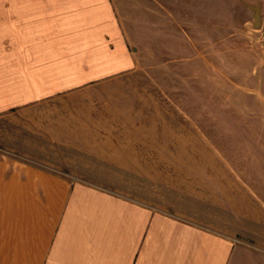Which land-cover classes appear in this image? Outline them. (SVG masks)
Returning a JSON list of instances; mask_svg holds the SVG:
<instances>
[{
  "label": "rangeland",
  "instance_id": "rangeland-1",
  "mask_svg": "<svg viewBox=\"0 0 264 264\" xmlns=\"http://www.w3.org/2000/svg\"><path fill=\"white\" fill-rule=\"evenodd\" d=\"M112 2L135 64L70 101V166L157 210L264 243V4ZM247 5H259L258 25ZM19 122L1 117L0 134L31 137Z\"/></svg>",
  "mask_w": 264,
  "mask_h": 264
},
{
  "label": "crops",
  "instance_id": "crops-1",
  "mask_svg": "<svg viewBox=\"0 0 264 264\" xmlns=\"http://www.w3.org/2000/svg\"><path fill=\"white\" fill-rule=\"evenodd\" d=\"M114 8L0 0V118L18 117L16 131L31 133L0 134V264H264L258 236L157 210L70 166L78 131L70 101L135 64Z\"/></svg>",
  "mask_w": 264,
  "mask_h": 264
},
{
  "label": "water",
  "instance_id": "water-1",
  "mask_svg": "<svg viewBox=\"0 0 264 264\" xmlns=\"http://www.w3.org/2000/svg\"><path fill=\"white\" fill-rule=\"evenodd\" d=\"M243 2V1H242ZM245 4V2H243ZM251 7L254 11V24L258 25L259 23V5H247Z\"/></svg>",
  "mask_w": 264,
  "mask_h": 264
}]
</instances>
